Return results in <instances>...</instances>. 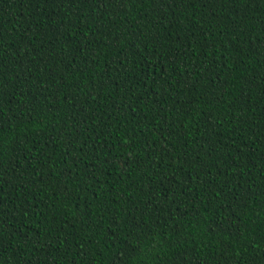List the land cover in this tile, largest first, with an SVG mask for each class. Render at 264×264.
<instances>
[{"label":"trees","instance_id":"trees-1","mask_svg":"<svg viewBox=\"0 0 264 264\" xmlns=\"http://www.w3.org/2000/svg\"><path fill=\"white\" fill-rule=\"evenodd\" d=\"M264 264V0H0V264Z\"/></svg>","mask_w":264,"mask_h":264},{"label":"snow or ice","instance_id":"snow-or-ice-1","mask_svg":"<svg viewBox=\"0 0 264 264\" xmlns=\"http://www.w3.org/2000/svg\"><path fill=\"white\" fill-rule=\"evenodd\" d=\"M162 2H164V0H162ZM114 264H122V261L121 260L114 261ZM176 264H186V262L184 261L183 257L181 256V257L177 258Z\"/></svg>","mask_w":264,"mask_h":264}]
</instances>
